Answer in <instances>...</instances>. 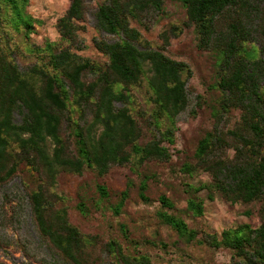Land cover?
<instances>
[{"label":"trees","instance_id":"trees-1","mask_svg":"<svg viewBox=\"0 0 264 264\" xmlns=\"http://www.w3.org/2000/svg\"><path fill=\"white\" fill-rule=\"evenodd\" d=\"M89 1L68 0L56 23L59 41L27 46L32 62L21 70L16 62L20 49L7 26L28 37L33 27L24 12L28 0H0V190L21 175L32 223L48 252L41 264H153L147 254L131 255L118 242H105L72 225L56 185L64 174L90 171L104 177L114 166L131 165L135 171L146 162L170 161L163 143L174 144L177 119L189 105L191 70L169 58L165 49L182 29L164 30L162 44L151 48L130 22L143 24L150 14L161 13L163 0H102L93 14L96 27L116 40L93 41L106 57L101 65L75 52ZM182 5L184 26L194 27L197 48L220 58L215 85L220 99L212 130L198 142L195 164L183 166L186 174L207 173L211 182L191 188L187 210L194 217L203 215V200L197 196L203 189L231 205L258 204L257 227L239 225L219 237L203 234L202 240L214 249L231 250V264H264V0H182ZM255 44L260 55L253 59ZM144 84L154 134L139 144L143 132L130 109V93ZM232 110L240 117L227 128ZM147 180L143 176L139 185L144 202ZM98 191L107 196L104 186ZM126 197L121 193L115 214ZM159 201L164 208L173 207L164 196ZM76 208L87 215L84 198ZM159 215L182 239H196L197 231L182 220Z\"/></svg>","mask_w":264,"mask_h":264},{"label":"rangeland","instance_id":"rangeland-1","mask_svg":"<svg viewBox=\"0 0 264 264\" xmlns=\"http://www.w3.org/2000/svg\"><path fill=\"white\" fill-rule=\"evenodd\" d=\"M101 2L91 0L87 3L86 21L82 25L84 29L78 33L80 49L75 52L102 65L106 63V57L94 48L93 41L111 42L116 38L96 27L93 14ZM68 3V0H28L24 12L33 20L28 37L23 31L17 32L7 26L13 42L20 49L16 62L21 70L32 62L25 51L27 46H43L46 41H59L56 23L67 10ZM184 22L182 0H163L161 13L150 14L143 24L130 22L131 27L137 29L154 49L162 44L159 37L161 32L171 26L182 29L178 37L170 38L169 46L165 49L169 58L186 63L191 70L187 82L189 105L177 119L174 144L163 143L171 154L170 161L146 162L135 171L131 165L114 166L104 177H97L90 171L80 176L64 174L57 180L56 192L65 198L64 206L72 225L84 234L99 236L105 242H118L126 253L147 254L153 264H231L233 252L209 247L202 240L203 234L219 237L224 230L244 224L255 228L259 225V206L255 203L231 205L217 193L203 189L197 194L203 200V215L194 217L187 210L191 188L211 182L207 173L197 171L186 174L183 166L195 164L193 156L198 142L212 130L214 111L220 99V93L215 88L220 58L213 51L199 50L194 27H186ZM245 48L249 50L250 47L246 45ZM255 48L257 51L250 54L253 59L260 55L259 45L255 44ZM130 95V109L143 132L139 144H145L154 134L146 85L132 89ZM14 116L19 121V116ZM239 117L237 110L230 111L226 115V127L231 128ZM20 176L0 190V263L41 264L40 261L48 257V252L36 234ZM143 176L148 177L145 193L147 202L138 195ZM99 185L104 186L106 197L100 195ZM123 192L127 193V197L119 213L115 214V207ZM209 195L213 197L212 200ZM160 196L166 197L173 207L164 208L159 201ZM82 198L86 200L87 215H82L76 208ZM247 211L251 212V216L245 215ZM162 212L182 220L189 229L196 230V239L187 242L179 237L175 230L161 220L159 214Z\"/></svg>","mask_w":264,"mask_h":264}]
</instances>
